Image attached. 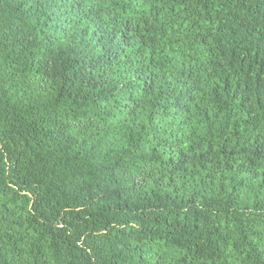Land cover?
<instances>
[{"label":"trees","instance_id":"trees-1","mask_svg":"<svg viewBox=\"0 0 264 264\" xmlns=\"http://www.w3.org/2000/svg\"><path fill=\"white\" fill-rule=\"evenodd\" d=\"M0 264H264V0H0Z\"/></svg>","mask_w":264,"mask_h":264}]
</instances>
